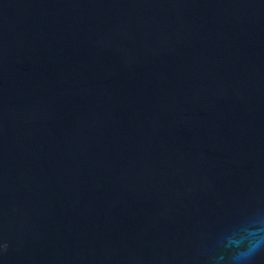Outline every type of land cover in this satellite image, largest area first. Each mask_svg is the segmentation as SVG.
Instances as JSON below:
<instances>
[{
  "label": "water",
  "instance_id": "water-1",
  "mask_svg": "<svg viewBox=\"0 0 264 264\" xmlns=\"http://www.w3.org/2000/svg\"><path fill=\"white\" fill-rule=\"evenodd\" d=\"M0 264H264V0H0Z\"/></svg>",
  "mask_w": 264,
  "mask_h": 264
}]
</instances>
